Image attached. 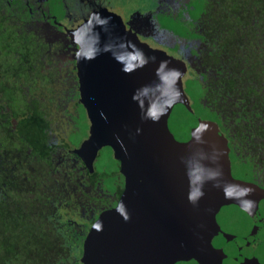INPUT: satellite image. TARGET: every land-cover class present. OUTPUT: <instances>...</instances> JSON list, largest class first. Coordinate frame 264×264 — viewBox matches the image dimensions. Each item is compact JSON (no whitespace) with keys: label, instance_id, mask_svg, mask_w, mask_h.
<instances>
[{"label":"flooded vegetation","instance_id":"flooded-vegetation-1","mask_svg":"<svg viewBox=\"0 0 264 264\" xmlns=\"http://www.w3.org/2000/svg\"><path fill=\"white\" fill-rule=\"evenodd\" d=\"M70 1L0 0V167H5L6 177L13 178L6 179L8 189L16 185L24 197L36 202L35 224H41L52 238L49 249L56 254L54 264H93L92 260L82 261L88 252L87 239L101 214L118 206L125 177L110 146L98 151L91 167L78 154L89 137L91 121L81 102L77 30L95 12L108 9L121 15L126 28L137 31L141 41L184 59L187 83L196 79L206 88L217 73L205 63L204 46L193 50L191 59L177 46L158 45L147 35L153 29V19L132 20L137 11L120 10L117 0ZM163 1L150 0L143 14L161 12ZM178 9L175 19L184 12L183 7ZM126 12L128 17L124 19ZM194 23L196 28L202 24L197 19ZM189 99L193 107L195 101L191 95ZM199 102L207 104L204 97ZM13 109L20 113L14 116ZM37 110L45 111L44 115L36 117ZM203 119L218 123L227 138L231 178L252 183L263 197L254 207L239 204L236 197L251 186L238 188L231 209L237 215L243 214V220L225 229L219 244L211 245L210 251L188 258L186 264H264V143L257 149L249 144V150L248 142H235L220 122ZM105 153L117 160L118 170L100 168L98 162ZM100 245V239L92 242L98 253ZM89 250L97 253L93 248ZM97 258L98 264H114L115 260L112 256ZM120 264L137 263L132 259ZM156 264L176 263L166 251Z\"/></svg>","mask_w":264,"mask_h":264},{"label":"water","instance_id":"water-1","mask_svg":"<svg viewBox=\"0 0 264 264\" xmlns=\"http://www.w3.org/2000/svg\"><path fill=\"white\" fill-rule=\"evenodd\" d=\"M77 33L81 102L91 121L78 154L91 167L110 146L125 177L118 206L94 224L82 261L98 264L99 255L115 257L114 264H156L167 251L176 264H186L243 220L231 201L238 188L254 185L230 173L224 186L199 177V164L217 152L230 165V147L218 123L194 111L184 59L141 41L108 9ZM97 239L100 253L92 246Z\"/></svg>","mask_w":264,"mask_h":264},{"label":"trees","instance_id":"trees-1","mask_svg":"<svg viewBox=\"0 0 264 264\" xmlns=\"http://www.w3.org/2000/svg\"><path fill=\"white\" fill-rule=\"evenodd\" d=\"M195 1L193 8L188 7V21L183 11L179 14L175 31L206 43L202 55L217 75L211 76L206 88L189 79L187 91L201 117L215 119L235 142H248L249 150V144L257 149L264 143V0ZM196 19L202 22L195 28L200 31L180 28ZM200 97L207 104L201 105ZM37 111L36 117L45 113ZM17 113L12 110L14 116ZM111 160L118 170L117 160ZM4 168L0 167V264H54L56 254L49 249L52 238L41 224H35L36 202L24 197L16 185L8 189L6 179L13 178L6 177ZM10 173L17 177L13 170Z\"/></svg>","mask_w":264,"mask_h":264},{"label":"rangeland","instance_id":"rangeland-1","mask_svg":"<svg viewBox=\"0 0 264 264\" xmlns=\"http://www.w3.org/2000/svg\"><path fill=\"white\" fill-rule=\"evenodd\" d=\"M74 1L76 0L70 1V4H73ZM194 1L195 0H164L161 4L162 5V7L160 8L162 10L161 12H157V11H155L154 13L148 12V14L147 13L143 14L144 12L143 8H145L146 5L149 4L150 0H117V8L123 10L124 12L127 10H131L133 12L137 11L135 15L142 19L145 17H149L150 19L152 18L154 26L152 31L147 35L151 37L155 43H157L162 47H174V46L179 47L178 49L179 51H183V55L186 54L188 57H191L192 59L191 54H194L193 50L195 49L199 50L203 46L205 47V44H203V42L196 37H189V36L184 37L174 32L176 29L174 27L176 24L175 23L176 19H174V14L179 10L178 8L183 7L185 12V13L183 12V15H185L183 19L188 21L187 20L189 18L188 7L193 8L192 3ZM194 4L197 5L198 4L197 1H195ZM148 7L151 9L150 6ZM57 9L60 10V8ZM164 13H170L171 15ZM138 14H141V16ZM132 15L133 13L131 14V16ZM123 17L124 19H127L128 17L127 12L123 14ZM160 20L162 21L163 25ZM185 27H188V29H193L196 32L200 31L198 29H195L196 23H193L191 25V22H189L184 26H181L180 28L184 29ZM167 28H172L174 29V31ZM184 85L187 91L188 86L186 80H184ZM194 90L197 92V86L194 87ZM193 107L196 111L195 105ZM197 109L198 110L200 109L199 103L197 105ZM198 114H200V112H198ZM106 154L107 155H105L100 161L99 166L100 168L103 169H109V168L113 169L114 165L112 163L111 157L110 155H108V153ZM230 166L231 165H228L227 161L224 159V156H222L219 152H217L211 157L206 158L199 164L198 175L201 179L212 181L214 184L220 186L227 179L228 174L229 173L232 174V169L230 168ZM262 197L263 196L260 194V191L257 188H254V186H251L249 188L247 187L243 192H241L236 197V202L245 205L249 204L251 207H254L262 200Z\"/></svg>","mask_w":264,"mask_h":264}]
</instances>
